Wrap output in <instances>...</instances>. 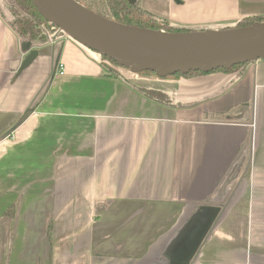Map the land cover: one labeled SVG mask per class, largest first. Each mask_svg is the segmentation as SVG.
<instances>
[{"label":"crops","instance_id":"crops-1","mask_svg":"<svg viewBox=\"0 0 264 264\" xmlns=\"http://www.w3.org/2000/svg\"><path fill=\"white\" fill-rule=\"evenodd\" d=\"M137 2L179 27L264 15V0ZM5 6L0 264H264V58L128 81L61 32L24 50Z\"/></svg>","mask_w":264,"mask_h":264},{"label":"water","instance_id":"water-1","mask_svg":"<svg viewBox=\"0 0 264 264\" xmlns=\"http://www.w3.org/2000/svg\"><path fill=\"white\" fill-rule=\"evenodd\" d=\"M39 15L82 46L133 74L159 78L191 71L210 73L264 58V21L248 26L165 31L122 24L99 16L75 0H31ZM131 4L136 0H129ZM30 41L23 49H30ZM31 50L21 67L35 56ZM187 264V259L176 261Z\"/></svg>","mask_w":264,"mask_h":264},{"label":"trees","instance_id":"trees-1","mask_svg":"<svg viewBox=\"0 0 264 264\" xmlns=\"http://www.w3.org/2000/svg\"><path fill=\"white\" fill-rule=\"evenodd\" d=\"M13 1L16 3L18 7L17 9L18 11L16 13V16L13 18V20L9 22V24L19 37L29 41L33 37H35V35H37V31H38L35 26L34 18L41 19L42 17L39 15L37 10L33 6L31 0H13ZM75 1L99 16L126 25L151 28V29H164L166 31H172V32L185 31V30H202V28L193 29L190 27H182V28L170 27L168 25L169 23L167 22V20H163L164 23L158 22V20H155L154 16L150 12L146 11L143 7H141L138 2L131 4L129 0H75ZM43 21L47 23V21H45L44 19ZM257 21L260 22L264 21V15L245 17L237 21L235 25L229 27H223V28L248 26ZM43 38L44 35H41L40 39ZM100 56H101V62H103L104 65H106L104 62L105 60H108L111 63L117 65L113 60L102 55ZM242 65L243 64H237L229 69L218 68L214 71H233L236 70L238 67H242ZM106 67L108 68V70H110L109 66ZM137 74H149L152 77L159 78L151 71H143ZM197 74H205V73L198 71L197 72L191 71L187 74L176 73L174 75H170L165 78H171L176 76L187 77ZM145 93L148 94L149 96L162 98V95H160L156 91L145 90Z\"/></svg>","mask_w":264,"mask_h":264},{"label":"rangeland","instance_id":"rangeland-1","mask_svg":"<svg viewBox=\"0 0 264 264\" xmlns=\"http://www.w3.org/2000/svg\"><path fill=\"white\" fill-rule=\"evenodd\" d=\"M137 1V0H136ZM3 2L5 3V7H6V14L9 16V21L13 20V18L16 16V13H17V5L16 3L13 1V0H3ZM140 6L143 7L146 11L150 12L153 16H154V19L155 20H158V22H163V20H166L162 17V10L160 8V6H155L154 4H149V3H146L142 6V4L140 3ZM252 16H263V15H252ZM249 17V16H248ZM34 22H35V26L37 28V35H35V37H33L30 41L31 43H36V44H39V43H43L45 41H47L50 36H54L58 33H60L61 31L58 30V28L50 23H45L43 21V19H39V18H34ZM236 23V22H235ZM235 23L233 24H227V23H220V24H210V25H206V26H202V27H190V28H193V29H206V28H211V29H218V28H223V27H229V26H233L235 25ZM170 27H178L179 26H174V25H171V24H168ZM182 28V27H180ZM164 30V29H162ZM166 31V30H165ZM62 33V32H61ZM64 34V33H63ZM41 35H44V38L43 39H40V36ZM66 35V34H65ZM24 40V39H23ZM106 66H109L110 72H112L113 74L125 79V80H128V81H131L132 78H134V76H140L143 78V77H149L151 75L149 74H132L131 72H129L128 70L122 68V67H119L113 63H111L110 61L108 60H105L104 61ZM239 69L241 67H238ZM238 68L236 70H238ZM236 70H233V71H236ZM173 78H182V76H176V77H171L170 79H173ZM160 79V78H159ZM162 79H165V78H162ZM250 105H241V109H249Z\"/></svg>","mask_w":264,"mask_h":264},{"label":"built area","instance_id":"built-area-1","mask_svg":"<svg viewBox=\"0 0 264 264\" xmlns=\"http://www.w3.org/2000/svg\"><path fill=\"white\" fill-rule=\"evenodd\" d=\"M58 68H59V70H60V73H62V72H63V64L60 63V64L58 65ZM132 74H133V73H132Z\"/></svg>","mask_w":264,"mask_h":264}]
</instances>
